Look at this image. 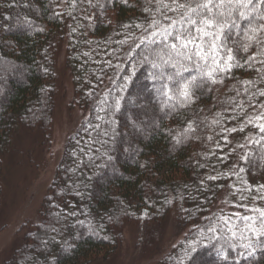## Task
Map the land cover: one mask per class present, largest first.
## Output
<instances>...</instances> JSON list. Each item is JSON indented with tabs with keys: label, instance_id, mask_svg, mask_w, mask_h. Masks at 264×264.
Wrapping results in <instances>:
<instances>
[{
	"label": "trees",
	"instance_id": "16d2710c",
	"mask_svg": "<svg viewBox=\"0 0 264 264\" xmlns=\"http://www.w3.org/2000/svg\"><path fill=\"white\" fill-rule=\"evenodd\" d=\"M158 7L155 0H0V207L3 158L20 131H40L50 142L61 42L89 113L66 143L41 222L4 264L106 262L121 249L125 226L145 222L153 245L172 214L189 231L160 264H193L191 248L194 264H264V237L239 219L254 217L248 223L261 228L252 209L264 210V44L234 16L228 46L241 66L213 83L204 67L173 68L155 55L161 45L141 43L153 18L167 23ZM98 13L111 18L97 22Z\"/></svg>",
	"mask_w": 264,
	"mask_h": 264
},
{
	"label": "rangeland",
	"instance_id": "374dc122",
	"mask_svg": "<svg viewBox=\"0 0 264 264\" xmlns=\"http://www.w3.org/2000/svg\"><path fill=\"white\" fill-rule=\"evenodd\" d=\"M93 18L105 22L111 17L98 13ZM67 47L66 41L61 42L57 51L58 95L49 144L40 131L29 133L22 129L16 137L14 150L3 158L0 264L11 260L24 245L26 236L41 222V206L66 143L89 114L77 100L73 77L67 66ZM178 219L177 214L167 218L153 245H149L151 237L147 239V231L150 228L145 222L125 226L121 249L109 261L95 264H160L189 231Z\"/></svg>",
	"mask_w": 264,
	"mask_h": 264
},
{
	"label": "snow or ice",
	"instance_id": "6c2138e0",
	"mask_svg": "<svg viewBox=\"0 0 264 264\" xmlns=\"http://www.w3.org/2000/svg\"><path fill=\"white\" fill-rule=\"evenodd\" d=\"M155 2L159 6L160 15L167 23L153 18L149 24L152 31L148 37L141 40V43L161 45L158 50L154 49L155 55L165 64L171 63L173 68H176L178 64L183 67L181 62L188 61L204 67V75L216 83L215 74L228 73L234 67H240L237 56L228 46V41L235 35L234 16L247 21L246 31L251 34L249 39L264 44V40H260L256 35L264 32V24L253 23L255 20L264 21V0H155ZM168 12L178 13V15L172 17L167 15ZM243 49L247 51L248 45L245 44ZM165 56L167 59H164ZM153 67L157 65L153 63ZM184 70L187 71V67ZM192 80H195V77ZM190 84L191 81L185 83L181 92L186 99L191 95ZM259 128L261 132H264V125H259ZM210 179L215 178L210 177ZM252 211L259 212L261 228H256L254 223H248L250 220L254 221V217L240 215L239 219L244 222V227L251 230L259 239L264 237V210L252 209ZM224 223L229 224V219L224 220ZM237 226L232 224L228 228L233 236H236L234 229ZM193 251L194 248L189 249L186 256L194 264L195 258L190 254Z\"/></svg>",
	"mask_w": 264,
	"mask_h": 264
}]
</instances>
